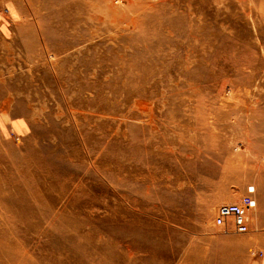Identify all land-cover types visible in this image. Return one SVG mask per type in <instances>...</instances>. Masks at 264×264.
I'll list each match as a JSON object with an SVG mask.
<instances>
[{"label":"rangeland","instance_id":"374dc122","mask_svg":"<svg viewBox=\"0 0 264 264\" xmlns=\"http://www.w3.org/2000/svg\"><path fill=\"white\" fill-rule=\"evenodd\" d=\"M263 172L264 0H0L13 258L264 264Z\"/></svg>","mask_w":264,"mask_h":264},{"label":"bare ground","instance_id":"6f19581e","mask_svg":"<svg viewBox=\"0 0 264 264\" xmlns=\"http://www.w3.org/2000/svg\"><path fill=\"white\" fill-rule=\"evenodd\" d=\"M259 185H260V191L261 193L264 192V172L263 173H259ZM235 186V185H234ZM252 186L254 189L256 188L254 185H250ZM248 188V186H247ZM237 190V189H236ZM255 194H256V190ZM253 191V192H254ZM248 192V191H247ZM254 194V193H253ZM230 196V195H229ZM264 198V196H263ZM227 200V199H226ZM221 201V199H220ZM218 201V202H220ZM217 202V203H218ZM222 202V201H221ZM220 202V203H221ZM239 202V201H238ZM219 206V205H218ZM219 210V209H218ZM264 210V209H263ZM258 218V217H257ZM260 218V217H259ZM254 227V226H253ZM256 229L261 232L260 234L264 233V225H256ZM234 229H231L229 232L231 233L232 231H234ZM254 230V229H253ZM228 232V231H227ZM236 233V232H235ZM234 234H231L228 238H224L223 242H224V247H222V249L224 250V256L226 254H232L234 252H239L242 249H245V242H249L252 240L251 236H237ZM256 238H261L264 239V237L261 236H256ZM235 239H238V241H236ZM219 241V240H218ZM247 242V243H248ZM216 244V242H215ZM236 244V245H234ZM234 245V246H232ZM15 254V256H26L27 253H24L22 250H17V252H11V247L8 246L7 244L4 245V249H2V247L0 246V264H26L25 262H23L22 260L18 259V258H13L12 256ZM1 257L3 258V262H1ZM105 263V262H104ZM102 263V264H104ZM245 262H243L244 264ZM106 264V263H105Z\"/></svg>","mask_w":264,"mask_h":264},{"label":"built area","instance_id":"2783aa9c","mask_svg":"<svg viewBox=\"0 0 264 264\" xmlns=\"http://www.w3.org/2000/svg\"><path fill=\"white\" fill-rule=\"evenodd\" d=\"M250 199L248 197H244L239 203L226 205L221 207L218 211L219 217L216 219L218 224H221L222 215L234 216L237 218L239 223H243L245 219V209L249 206Z\"/></svg>","mask_w":264,"mask_h":264}]
</instances>
